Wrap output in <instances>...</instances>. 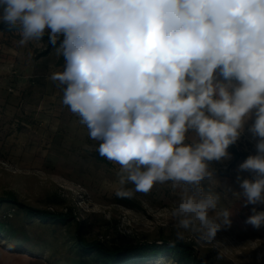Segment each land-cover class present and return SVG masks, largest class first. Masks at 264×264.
Segmentation results:
<instances>
[{
	"label": "clouds",
	"instance_id": "1",
	"mask_svg": "<svg viewBox=\"0 0 264 264\" xmlns=\"http://www.w3.org/2000/svg\"><path fill=\"white\" fill-rule=\"evenodd\" d=\"M0 33L25 47L47 37L61 71L48 79L118 164L116 196L170 183L174 247L206 244L231 226L213 162L245 132L255 154L238 165L246 223L264 225V0H0ZM249 121H252L249 125ZM131 185L132 187H129Z\"/></svg>",
	"mask_w": 264,
	"mask_h": 264
},
{
	"label": "rangeland",
	"instance_id": "2",
	"mask_svg": "<svg viewBox=\"0 0 264 264\" xmlns=\"http://www.w3.org/2000/svg\"><path fill=\"white\" fill-rule=\"evenodd\" d=\"M16 39L13 33H0V195L14 191L28 205L72 208L83 235L109 246L174 240L170 208L178 191L170 183H157L148 193L116 196L120 166L97 156L98 142L62 104L63 92L48 79L62 70L63 60L53 49L41 55L46 40L21 48ZM247 127L236 144L255 154ZM232 158L231 154L230 160L213 162L219 186L204 182L205 189L221 193V205L232 210L231 226L220 230L211 244L191 233H186L185 241L209 263L264 264V225L257 229L245 222L253 205L245 207L243 199H235L231 192L223 195L228 186L241 191L238 174L252 178L249 172L237 171L244 160L223 172ZM0 219H9L14 226L13 236H0V264H76L77 257L92 256L77 243L76 220L29 218L10 203L0 206ZM158 257L145 264H176L168 252Z\"/></svg>",
	"mask_w": 264,
	"mask_h": 264
},
{
	"label": "trees",
	"instance_id": "3",
	"mask_svg": "<svg viewBox=\"0 0 264 264\" xmlns=\"http://www.w3.org/2000/svg\"><path fill=\"white\" fill-rule=\"evenodd\" d=\"M4 29L5 25L0 24V31ZM44 40L47 41V37ZM51 49L52 47L47 44L41 55L47 54ZM60 60H63V58L60 57ZM228 151L233 155V158L229 165L223 169V172H228L239 161L245 160L248 155L253 154L250 150L240 148L237 144L231 145ZM97 156L102 160H106L99 153ZM128 201L130 199H127ZM4 203L16 205L29 218H39L45 221L49 220L61 223L76 220L77 243L84 254L92 255L91 257L84 255L77 257L75 259L76 264H145L148 261L158 259V256L166 252L175 258L176 264H224L222 262L209 263L205 261L198 256L195 246L185 240L177 242L174 247L169 246V242L172 240L167 239H162L159 242H131L114 246H109L107 243L97 239L90 241L83 235L82 222L77 219L72 208H68L66 211H58L28 205L20 201L14 191H8L0 195V206ZM12 228L14 226L9 219H0V236H13L14 233L11 232Z\"/></svg>",
	"mask_w": 264,
	"mask_h": 264
},
{
	"label": "crops",
	"instance_id": "4",
	"mask_svg": "<svg viewBox=\"0 0 264 264\" xmlns=\"http://www.w3.org/2000/svg\"><path fill=\"white\" fill-rule=\"evenodd\" d=\"M252 121H249V125L251 124ZM248 125L245 126V128L247 127Z\"/></svg>",
	"mask_w": 264,
	"mask_h": 264
}]
</instances>
